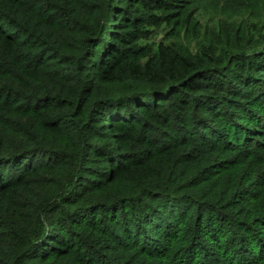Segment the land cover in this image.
I'll list each match as a JSON object with an SVG mask.
<instances>
[{
	"label": "trees",
	"instance_id": "obj_1",
	"mask_svg": "<svg viewBox=\"0 0 264 264\" xmlns=\"http://www.w3.org/2000/svg\"><path fill=\"white\" fill-rule=\"evenodd\" d=\"M183 7L0 0V264H264V46L148 47Z\"/></svg>",
	"mask_w": 264,
	"mask_h": 264
},
{
	"label": "rangeland",
	"instance_id": "obj_2",
	"mask_svg": "<svg viewBox=\"0 0 264 264\" xmlns=\"http://www.w3.org/2000/svg\"><path fill=\"white\" fill-rule=\"evenodd\" d=\"M191 1L194 0H181L185 7L177 10L179 16L166 18L160 26H150L151 36L144 43L152 49L160 44L176 46L193 55H198L204 46L218 52H249L264 46V10L259 5L250 0L203 4ZM237 32L240 39L233 42Z\"/></svg>",
	"mask_w": 264,
	"mask_h": 264
}]
</instances>
